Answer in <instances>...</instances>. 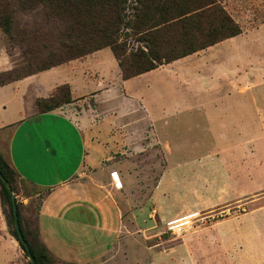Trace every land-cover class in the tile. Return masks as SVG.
I'll return each mask as SVG.
<instances>
[{
  "label": "crops",
  "instance_id": "0c3cea01",
  "mask_svg": "<svg viewBox=\"0 0 264 264\" xmlns=\"http://www.w3.org/2000/svg\"><path fill=\"white\" fill-rule=\"evenodd\" d=\"M258 33L230 40L252 42ZM179 61L124 81L112 53L104 49L0 86V156L18 180L42 193L35 234L59 264H264L262 209L240 215L230 230L205 231L203 241L195 236L187 245L163 249L160 225L172 219L162 214L170 197L165 177L179 164L162 146L171 165L164 167L148 195L147 166L134 159L149 152L141 141L152 135L150 107L155 102L161 109L166 102L149 96L158 86L148 80ZM10 70L8 56L0 51V74ZM138 78L146 86L139 95L132 94L128 84ZM63 86L69 89L70 102L39 112L36 103L51 99ZM260 91L252 86L246 95L240 89L226 95L219 135H250L243 124H251L254 135V125L262 118L259 109L264 108ZM149 204L156 216L149 213ZM3 230L0 221V264H14L16 241ZM222 234L231 238L221 243L206 238Z\"/></svg>",
  "mask_w": 264,
  "mask_h": 264
},
{
  "label": "rangeland",
  "instance_id": "374dc122",
  "mask_svg": "<svg viewBox=\"0 0 264 264\" xmlns=\"http://www.w3.org/2000/svg\"><path fill=\"white\" fill-rule=\"evenodd\" d=\"M113 1H117V5L112 6L113 12L95 18L91 9L79 8V0H0V51L6 53L11 63V70L0 74V84L60 62L68 64L66 61L79 52L84 40L91 50L102 48L111 52L107 43L97 36L98 30L103 28L101 22L112 23L109 29L114 35L113 41L123 48L121 51H125V56L141 47L129 28L142 1ZM212 1L237 24L241 33L254 30L261 33L252 42L229 39L223 44L218 43L178 60L168 71L155 74L148 80L149 85L158 86L149 96L162 97L166 102L161 109L155 106V102L150 107L153 116L149 131L152 135H146V140L141 141L147 143L149 152L134 159L143 160L147 166V194L163 174L164 167L168 163L171 165L163 156L162 146L179 164L177 170L165 177L168 180L164 187L170 197L163 205L162 214L172 219L160 225L163 249L187 245L191 238L207 230H230L240 215L264 211V108L259 109L262 118L260 124L254 125V135H251V124H243L244 133L250 135H219L221 101L226 95L237 89L246 95V91L255 86L262 91L260 94L264 99V0ZM179 5L192 7L194 3L192 0ZM236 66L240 70L236 71ZM162 85L166 87L162 89ZM145 86L144 78L134 79L128 84V91L139 95ZM55 96L52 104L62 106L66 92L60 91ZM41 108L37 110L41 111ZM257 126L259 135H256ZM7 175L22 231L28 244L39 251L35 213L42 193L15 175ZM235 184L243 188L237 192L233 190ZM25 198L31 200L26 202ZM151 208L154 207L149 204V213L156 216ZM0 221L5 237L14 239L11 236L15 232L14 224L1 185ZM184 223H191L194 229L183 238L170 237L168 225L177 227ZM206 238L216 243L227 240L225 234ZM200 240L203 241L204 236H200ZM12 260L14 264H30L17 241ZM49 261L50 264H59L52 258Z\"/></svg>",
  "mask_w": 264,
  "mask_h": 264
},
{
  "label": "trees",
  "instance_id": "16d2710c",
  "mask_svg": "<svg viewBox=\"0 0 264 264\" xmlns=\"http://www.w3.org/2000/svg\"><path fill=\"white\" fill-rule=\"evenodd\" d=\"M139 1V0H138ZM143 3H142V2ZM141 9H136L132 18L134 23L129 30L137 37V42L141 44L134 51H129L125 56V51H121L118 45L113 41V33L108 22H101L103 28L98 30L97 36L107 43L111 53L115 58L120 69L121 77L124 81L141 76L154 71L162 66L171 64L200 51L215 46L218 43L232 39L241 34L239 27L226 14V12L217 7L212 0H193L194 5L181 6L182 3H190L192 0H141ZM145 3V4H144ZM117 1L111 0H79L81 10L91 9L95 18L107 12H113L112 6H116ZM118 23V18L114 22ZM92 48L84 40L79 52L73 56L70 62L78 60L101 49ZM123 52V53H121ZM65 64L60 62L56 65L43 69L39 72L49 70ZM31 73L23 77L15 78L9 82L1 83L0 86L23 79L27 76L37 74ZM66 92V98L63 104L70 102L69 89L63 86L55 92L54 96L46 101H38L37 108L42 107L41 113L50 112L61 106V104H52L55 95L60 91ZM0 181L1 191L6 199L11 212L10 197V178L7 174L15 175L6 162L0 156ZM18 215V213H17ZM11 218L13 221L12 213ZM18 224L24 241L35 264H50L49 255L45 248L39 243L41 249L34 250L27 242L21 228L20 218ZM11 236L18 242L22 252L28 256L24 247L19 243L15 232Z\"/></svg>",
  "mask_w": 264,
  "mask_h": 264
},
{
  "label": "water",
  "instance_id": "95a60500",
  "mask_svg": "<svg viewBox=\"0 0 264 264\" xmlns=\"http://www.w3.org/2000/svg\"><path fill=\"white\" fill-rule=\"evenodd\" d=\"M0 180H2V176L0 174ZM3 181V180H2ZM11 197V194H10ZM11 213H12V217H13V224H14V231L17 235L18 241L19 243H21V245L24 247L26 253H27V259L29 261L30 264H35L32 257L28 254L29 250H28V246L26 244V242L23 239V236L21 234V230L18 224V215H17V207H16V203L14 201V199L11 197ZM18 243V242H17Z\"/></svg>",
  "mask_w": 264,
  "mask_h": 264
},
{
  "label": "built area",
  "instance_id": "2783aa9c",
  "mask_svg": "<svg viewBox=\"0 0 264 264\" xmlns=\"http://www.w3.org/2000/svg\"><path fill=\"white\" fill-rule=\"evenodd\" d=\"M111 178H116V173H112ZM204 219L206 220V218ZM171 226L172 225H168L167 232H169L170 237H176V238H183L190 232V229H194L191 223H184L177 227H171Z\"/></svg>",
  "mask_w": 264,
  "mask_h": 264
}]
</instances>
